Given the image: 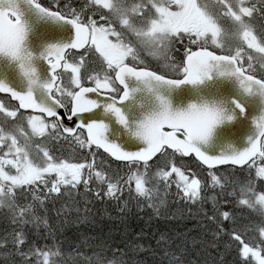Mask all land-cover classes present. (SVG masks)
<instances>
[{
  "label": "snow or ice",
  "instance_id": "obj_1",
  "mask_svg": "<svg viewBox=\"0 0 264 264\" xmlns=\"http://www.w3.org/2000/svg\"><path fill=\"white\" fill-rule=\"evenodd\" d=\"M0 93V264H143L139 243L36 236L62 199L123 211L126 190L162 203L173 187L215 248L264 264V0H0Z\"/></svg>",
  "mask_w": 264,
  "mask_h": 264
},
{
  "label": "trees",
  "instance_id": "obj_2",
  "mask_svg": "<svg viewBox=\"0 0 264 264\" xmlns=\"http://www.w3.org/2000/svg\"><path fill=\"white\" fill-rule=\"evenodd\" d=\"M70 154V149L64 153L65 156ZM108 162L112 163L111 160ZM195 163L194 160L186 161L193 170ZM112 167L115 169L117 165L112 163ZM119 167L123 174L126 169L123 165ZM228 171H233V168L229 167ZM235 171L238 179L247 176V169ZM257 184L259 185V181ZM123 199L129 201L123 211H121L123 201L121 206H118L116 200L108 198L101 200L94 195L81 196L77 203L63 199L57 201L50 205L48 212L53 230L51 239L45 241L39 234L36 238L40 243H62L65 248L85 237L91 238L93 242L104 241L109 245L139 243L145 249H151L137 257L143 261V264H158L161 255L158 247L169 246L184 251L186 260L191 264H213L214 261L215 264H220L221 256L224 264H235L236 252L234 250L226 252L225 242H216L219 243L218 249L213 246L210 226L206 222L201 206L182 200L177 195L175 187L166 197L161 192L162 203L160 200L150 202L138 199L134 194L129 196L127 190ZM221 201L223 202V196ZM149 203L153 206L149 207ZM238 215L243 216L246 222L260 221L258 214L247 208L238 209ZM5 224V210L0 209V229ZM44 234L47 235V232ZM162 234L167 239L158 245L157 242L161 241ZM249 238L256 240L257 234L252 232Z\"/></svg>",
  "mask_w": 264,
  "mask_h": 264
},
{
  "label": "flooded vegetation",
  "instance_id": "obj_3",
  "mask_svg": "<svg viewBox=\"0 0 264 264\" xmlns=\"http://www.w3.org/2000/svg\"><path fill=\"white\" fill-rule=\"evenodd\" d=\"M257 22H259V18H258V21ZM4 95L5 94H3V93H0V98H3L4 97Z\"/></svg>",
  "mask_w": 264,
  "mask_h": 264
},
{
  "label": "rangeland",
  "instance_id": "obj_4",
  "mask_svg": "<svg viewBox=\"0 0 264 264\" xmlns=\"http://www.w3.org/2000/svg\"><path fill=\"white\" fill-rule=\"evenodd\" d=\"M195 170H196V169H195ZM195 170H194V171H195Z\"/></svg>",
  "mask_w": 264,
  "mask_h": 264
},
{
  "label": "bare ground",
  "instance_id": "obj_5",
  "mask_svg": "<svg viewBox=\"0 0 264 264\" xmlns=\"http://www.w3.org/2000/svg\"><path fill=\"white\" fill-rule=\"evenodd\" d=\"M248 213V212H247Z\"/></svg>",
  "mask_w": 264,
  "mask_h": 264
}]
</instances>
